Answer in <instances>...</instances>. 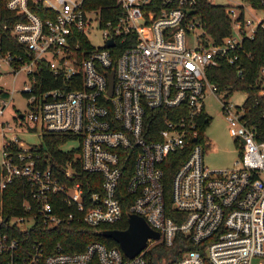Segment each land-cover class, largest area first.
I'll return each mask as SVG.
<instances>
[{
  "label": "built area",
  "instance_id": "built-area-1",
  "mask_svg": "<svg viewBox=\"0 0 264 264\" xmlns=\"http://www.w3.org/2000/svg\"><path fill=\"white\" fill-rule=\"evenodd\" d=\"M197 1L115 0L120 10L104 18L101 7L85 0H4L19 16L0 23V224L28 231L36 223L51 227L74 219L112 223L135 212L159 237H148L127 256L99 240L69 250L59 240L48 245L0 230V264H146L156 242L174 247L168 264H252L254 256L264 264V138L242 118V104L221 100L238 154L233 165L216 168L204 162L209 140L202 130L205 96L219 94L205 68L220 57L235 61L243 41L264 25V0L213 2L225 6L230 20L218 41L190 12ZM3 29L16 39L14 48L3 43ZM91 31L101 43L92 44ZM128 33L131 43L123 45ZM113 47L119 49L114 61ZM44 65L54 74L49 86L39 81ZM21 71L26 110L11 122L1 116L16 89L6 94L5 79ZM259 75L264 93V63ZM149 108L161 113L151 128L144 123ZM22 122L41 134H68L78 145L60 147L64 158L55 162L37 149L40 143L22 140L16 130ZM174 151L185 155L171 176L167 202L163 165ZM126 166L124 211L118 190ZM81 173L95 174L86 183L96 187L85 190ZM13 176L24 178L30 197L22 200L24 212L7 217L2 190Z\"/></svg>",
  "mask_w": 264,
  "mask_h": 264
},
{
  "label": "trees",
  "instance_id": "trees-1",
  "mask_svg": "<svg viewBox=\"0 0 264 264\" xmlns=\"http://www.w3.org/2000/svg\"><path fill=\"white\" fill-rule=\"evenodd\" d=\"M115 0H85L88 7H101L100 12L102 17L114 15V11H119V7L114 6ZM191 13L206 23L207 32L213 37V40L218 41L221 36L230 30V20L225 11V6L219 3H213L209 0H198L192 5ZM19 15L14 11H10L4 5V0H0V23L4 21H14ZM131 34H126L123 45L131 43ZM3 43L6 46L14 48L16 39L12 37L8 29L2 30ZM82 42L87 41L86 35H81ZM84 40V41H83ZM88 43V42H87ZM119 42L117 41V44ZM246 51H250L248 55ZM119 49L113 47V61L118 55ZM264 63V25L257 28L252 38H247L242 43V48L239 51L238 57L234 62H228L225 58L220 57L215 64H209L205 68L207 77L215 84L216 90L229 95L235 89H244L247 94L242 103L244 109L242 118L253 125L255 134L258 139L264 138V93L259 92L262 87V78L259 75V67ZM241 67V72H237V67ZM52 71L44 66H41L39 72V81L42 86L52 85L48 82L53 77ZM161 117L158 108H149L145 116V126L152 127ZM207 116V121H208ZM70 136L60 133H42L40 147L37 148L41 153L51 154L55 162H60L64 158V152L60 145L64 143ZM183 151H174L168 155L163 165L164 172V192L167 202L170 200V181L171 176L182 157ZM129 174V166L123 170L120 176V184L118 192L122 194V205L124 211L128 208V198L130 194L125 191L124 184ZM95 174L81 173L77 177L82 180L85 190L93 189L96 184H87L86 181H91ZM120 194V197H121ZM24 197H30V192L27 191L24 178L22 176H13L7 182L2 190L3 212L5 216L24 212L22 200ZM127 225V219L124 216L121 220L112 223L88 224L79 219H74L71 222H63L56 226L46 227L40 223L28 231L20 229L18 226L10 227L6 223L0 224V230H6L14 235L21 236L27 234L30 237H38L43 239L48 245H51L56 240H59L65 249L80 250L85 243L91 240H99L107 245H118L112 237L103 235L101 230L107 227L123 228ZM26 232V233H25ZM173 246H166L161 242H156L146 251V264H168L169 258L175 255Z\"/></svg>",
  "mask_w": 264,
  "mask_h": 264
},
{
  "label": "rangeland",
  "instance_id": "rangeland-1",
  "mask_svg": "<svg viewBox=\"0 0 264 264\" xmlns=\"http://www.w3.org/2000/svg\"><path fill=\"white\" fill-rule=\"evenodd\" d=\"M224 0H212V2H223ZM262 12V10H261ZM89 38L92 44L101 43L102 38L98 31H91ZM190 42V41H189ZM24 72L21 71L13 80L11 75L6 76V94H10V88L15 87L10 102L6 105L2 118L11 122L20 111L26 110V96L19 87L24 78ZM247 92L244 89H235L229 95L220 92L215 94L208 92L205 96V110L208 122L203 126V132L209 140V145L204 152V162L209 167H228L233 165V161L238 154V141L229 131V123L225 118L222 109L221 100H227L234 105H241L246 97ZM26 122L18 125L16 130L19 136L26 144H39L41 142V132L37 126L29 127ZM78 145V140L74 138L67 139L60 145L62 149H70ZM0 160H1V135H0ZM261 257L254 256L251 260L252 264H259Z\"/></svg>",
  "mask_w": 264,
  "mask_h": 264
},
{
  "label": "water",
  "instance_id": "water-1",
  "mask_svg": "<svg viewBox=\"0 0 264 264\" xmlns=\"http://www.w3.org/2000/svg\"><path fill=\"white\" fill-rule=\"evenodd\" d=\"M114 43L112 37L107 39V44ZM113 70L108 72L109 91L113 84ZM22 112L19 116L22 117ZM127 225L123 228L107 227L101 230L103 235L112 237L119 244L120 248L127 256L138 253L147 243V238H158V230L151 227L145 218L135 212H127Z\"/></svg>",
  "mask_w": 264,
  "mask_h": 264
}]
</instances>
